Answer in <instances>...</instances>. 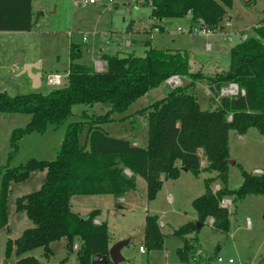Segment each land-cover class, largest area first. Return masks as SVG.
I'll use <instances>...</instances> for the list:
<instances>
[{"label": "trees", "instance_id": "trees-1", "mask_svg": "<svg viewBox=\"0 0 264 264\" xmlns=\"http://www.w3.org/2000/svg\"><path fill=\"white\" fill-rule=\"evenodd\" d=\"M233 0H143L139 5L151 8L157 20L191 17L193 26L209 31L221 28ZM32 26L31 0H0V31H29ZM143 56L127 53L122 56L102 54L106 62L103 71L78 63L80 52L71 44L69 64L64 84L50 86L46 93H23L9 96L0 91V113L27 114L29 121L12 131L9 160L19 151V141L30 134H44L49 129L65 126V133L54 159L30 158L17 166L4 167L0 187V228L7 225V195L12 182L25 180L33 171H45L39 189L17 198L16 209L24 211L34 226L25 229L15 240L6 242L5 257L14 250L16 264H41L25 255L42 248L43 256L51 255L49 244L65 239L67 253L73 251L74 241L78 264H91L94 254L107 255L109 235L105 222L94 220L100 211L94 209L84 216L70 209L74 195L110 194L122 197L136 187V176L146 183L147 200L155 199L164 180H175L185 170L197 176L215 172L204 179V192L191 201L201 225L212 218L211 227L227 231L228 210L220 206L225 197L237 201L248 195H264V170L255 174L241 170L242 181L236 189L227 187L229 132L245 134L255 128L264 136V17L251 28L245 39L230 47L229 67L225 72L204 76L189 69L190 53L182 50H158L149 46ZM179 76L186 80L170 88L164 97L153 100L136 113L146 115L148 136L145 147L133 145L128 139L109 135L102 124L113 121V114H122L137 99L158 88L168 78ZM205 81L214 96L222 87L236 84L235 96H219L213 109H202L191 89ZM107 106L104 114H89L87 107ZM85 108L74 116L72 107ZM228 115L231 119L228 120ZM123 119V118H122ZM85 131V143L79 135ZM204 165L201 166V160ZM179 162L180 167L177 165ZM214 182L219 184L213 190ZM196 222H186L171 235L181 238L176 250L180 262L187 261L195 247ZM165 235L158 218L146 214L142 226V244L146 250L161 249ZM110 264V263H108Z\"/></svg>", "mask_w": 264, "mask_h": 264}, {"label": "rangeland", "instance_id": "rangeland-1", "mask_svg": "<svg viewBox=\"0 0 264 264\" xmlns=\"http://www.w3.org/2000/svg\"><path fill=\"white\" fill-rule=\"evenodd\" d=\"M99 1L98 4L80 6L75 4V0H31L30 30L0 31V91H5L9 96L31 92L46 93L51 89L45 83V77L50 73L59 74L60 85L64 84L71 44L80 52L77 62L93 67L96 66V60L102 59V54L122 56L134 53L136 56H143L148 42L150 47L158 50L189 52V69L192 72L201 70L206 76L214 69L227 70L230 47L239 40L232 29L235 27L245 30L249 35L251 27L260 18L262 8L264 9L263 0V3L258 0L254 5H245L241 0H235L231 26L210 31L207 34L210 37L205 38V34L188 31L185 17L165 19L169 22L166 25L155 22V25L165 26L166 31L153 32L155 27L150 26L153 22L150 7L137 4V1L143 0ZM224 22L226 20L223 24ZM127 41L130 42V47L126 46ZM207 42H210L209 48L206 46ZM217 46L221 49H217ZM24 61L40 63V69L33 66L34 71L39 70L42 74V85L38 89L32 88V84L29 86L30 78L27 73H21L24 65L21 71L15 72V66H21ZM169 89V85L163 84L150 90L132 103L124 113L113 114V119L123 118L122 120L104 123L102 127L115 137L131 139L138 146L145 147L148 136L147 117L137 114L136 111L148 105L151 99L162 98ZM196 91L201 100V88ZM200 107L208 110L215 108L214 105L208 106L203 102ZM84 108L83 105L73 106L74 116L70 121L78 120L77 115ZM86 109L89 114L99 115L104 114L108 107L96 104ZM29 118L27 114L0 113V187L2 173L7 164L12 167L25 163L30 158L51 160L56 156L65 126L49 129L44 135L24 136L19 141V151L9 160L11 133L14 129L23 127ZM86 129L87 127L79 135L80 144L85 143ZM130 130L135 138H132ZM234 134L232 131L228 144L227 187L230 189H236L241 184L242 169L247 172H252L254 168L264 170V136L255 128H250L242 140L235 138ZM177 165L180 167L179 162ZM204 173L215 175V172ZM190 174L181 170L180 178L168 181L167 184L175 187L171 191L174 198L172 205H169L165 192L152 203L156 210L172 208L179 213L168 211L163 219L162 232L165 238L162 248L145 250L144 254L138 252V246L142 238L144 216L150 214L146 204L149 205L153 200L146 198V183L142 177L137 176L135 189L128 191L127 204L120 206L114 196L103 194L74 195L70 197L69 205L80 216L100 209L99 216L106 222L112 242H117L123 235L131 238L122 249L124 260L118 264H186L179 262L175 252L177 247L183 245L181 238L169 233L185 223L187 215L194 214L191 200L203 191V176L195 179ZM187 176L201 188L198 194L189 189ZM44 179L45 171H33L25 180L10 183L6 203L7 225L0 228V264H16L14 250L5 257L6 242L15 240L25 229L34 226L24 211L16 209L17 198L39 189ZM225 198L231 201L227 209L228 230L216 231L207 222L203 224V228L197 232L198 245L189 252L187 264H217V257L224 261L232 258L242 264H264V195H248L237 201H232V197ZM247 219L250 221L249 228L246 225ZM74 243L79 246L80 241L76 239ZM49 247L52 253L48 258L43 256L42 248L33 249L25 255L35 257L41 264H78L75 249L67 253L64 238L52 241Z\"/></svg>", "mask_w": 264, "mask_h": 264}, {"label": "crops", "instance_id": "crops-1", "mask_svg": "<svg viewBox=\"0 0 264 264\" xmlns=\"http://www.w3.org/2000/svg\"><path fill=\"white\" fill-rule=\"evenodd\" d=\"M245 5H254V4H256V1H258V0H241ZM264 1V0H263ZM260 2H262V0H260ZM263 3V2H262ZM234 4H235V0H233V3H232V7H231V9H229V11H228V13H227V15L224 17V19H223V21L224 20H226V22H224V24H223V21H222V23H221V27H223V26H228V25H230L231 24V18H232V14H233V7H234ZM150 13H151V8H150ZM264 17V9L262 8V11H261V14H260V18L258 19V21L252 26V27H254V26H256L257 24H258V22L262 19ZM152 18V17H151ZM186 18V21H187V25H188V28L187 29H189L190 27H192L194 24H193V22L191 21V17L188 15V16H186L185 17ZM153 22L150 24V26L151 27H155V29H154V31L153 32H159V33H162V32H165L166 31V28H165V26H163V27H160V26H158V25H155V22H159V24L160 23H165V25L166 24H168L169 22L168 21H166L165 19H161V20H157V19H154V18H152L151 19ZM229 21V22H228ZM231 26V25H230ZM251 27V28H252ZM233 30V33L236 35L237 34V37H238V39H240L241 38V35H246L247 36V34H246V32H245V30H240V29H237V28H233L232 29ZM205 38H207V37H210V36H208V35H206V36H204ZM205 41H207V40H205ZM129 44V45H128ZM206 44H210V42H207ZM234 44V43H233ZM126 46L127 47H130V42H126ZM232 46V45H231ZM218 48L217 49H221V47H219V46H217ZM190 51V50H189ZM27 63H30V62H28V61H24L23 62V64L21 65V66H15V72H17V71H21L22 70V66L24 65H26ZM95 63H96V66L94 67L95 68V70H97V71H103L104 69H105V67H106V62L104 61V60H96L95 61ZM37 66H38V68L40 69V63L39 62H37ZM68 68V67H67ZM38 72H40L39 70H37ZM200 72H201V70H199ZM222 71V69H214V71H212V73H210L209 75L208 74H206V76H212V75H214L215 73H218V72H221ZM226 70H223L222 72H225ZM32 72H36V71H34V69H32ZM21 73H23V71H21ZM202 73V72H201ZM50 74H55V75H59V74H57V73H50ZM204 74V73H203ZM40 75H41V77H40V81H38L36 84L35 83H33L32 82V80L30 79V84H29V86L31 85L32 86V88H34V89H38L41 85H42V74H41V72H40ZM60 76V75H59ZM181 78V77H180ZM182 79V78H181ZM60 83H61V76H60ZM163 84H166V82H164V83H162L161 85H163ZM47 85V84H46ZM166 85H168V84H166ZM47 86H51V85H47ZM54 86H56V85H54ZM201 88V91L200 92H202V99L200 100V97H199V95L196 93L197 91V89L198 88ZM171 88V87H170ZM192 90V93L196 96V98H197V100H198V103H199V105L201 104V102H203V103H205V104H207L208 106H212V105H214V107H216L217 105H218V101H219V97L218 96H214L211 92H210V90L208 89V87H207V85H206V83H205V81H203V80H201V81H198V82H196V84H195V86L191 89ZM169 91V90H168ZM168 91H166V93L168 92ZM165 93V94H166ZM165 96V95H164ZM163 96V97H164ZM153 100H156V99H151V101H153ZM150 101V102H151ZM135 102V101H134ZM133 102V103H134ZM149 102V103H150ZM149 105V104H148ZM148 105H146V106H148ZM146 106H144V107H146ZM130 107V106H129ZM143 107V108H144ZM140 110V109H139ZM137 112V111H136ZM113 116V115H112ZM111 116V117H112ZM120 116H122V115H120ZM112 119H113V117H112ZM118 120H122V118H115V119H113V121H118ZM103 128V127H102ZM104 129V128H103ZM105 130V129H104ZM249 130V129H248ZM247 130V131H248ZM49 131V130H48ZM107 133H108V131L107 130H105ZM247 131H246V133H247ZM130 132H131V136H132V138H135V134L130 130ZM232 133V131H230L229 132V137H228V144H229V140H230V134ZM246 133L245 134H237V133H235L234 134V136H235V138H237V139H243L244 138V136L246 135ZM45 134V133H44ZM44 134H38V135H44ZM109 135H111L110 133H108ZM31 135V134H30ZM111 136H113V137H115L114 135H111ZM117 138H120V137H117ZM128 140H130L131 142H132V144L133 145H137V143H136V141H132L131 139H128ZM138 146V145H137ZM228 153H229V146H228ZM204 165V160L202 159L201 160V166H203ZM256 169H260V168H254L253 169V171L252 172H254V170H256ZM260 170H262V169H260ZM188 172V171H187ZM188 173H190V172H188ZM187 175V174H186ZM191 175V177H193V178H195V179H198V177L201 175V176H203V178L205 179V178H207V177H214L215 175H216V173H215V175H205V173L204 172H201V173H199L197 176H194V175H192V174H190ZM181 176V175H180ZM189 176H187V180H188V186H189V189L192 191V192H196V194H198V192L201 190V188L199 187V185L197 184V182H194L193 180H191L190 178H188ZM178 178H180V177H178ZM137 181H138V177L136 176V183H137ZM168 181L169 180H164L163 181V184H162V187H161V189H160V191L157 193V195H156V197H155V199H153V201H151V203L149 204V205H151V206H149L148 204H146V207H147V211H149L150 212V214L149 215H155V216H157V218H158V224H159V227H160V230H161V232H162V229L164 228V224H163V219L166 217V214L168 213V211L170 212L171 211V213H179V211L178 210H175V209H172V208H170V209H168V210H162V211H159V210H156L153 206H152V203H154L155 201H156V199H157V197H159V195H161V193H164L165 192V194H166V198H167V201H168V203H169V205H172L173 204V202H174V198H173V195L171 194V191H172V189L174 190V186H173V184H167L168 183ZM217 187L219 188V184L217 183V182H214L213 183V185H212V189L215 191L216 189H217ZM130 192V191H129ZM129 192H127V193H125L122 197H120V198H116V202H117V204H120V206L122 205V204H127L128 202H129V198H128V193ZM204 192V184H203V191L201 192V194ZM200 194V195H201ZM199 196V195H198ZM246 197V196H245ZM195 198V197H194ZM193 198V199H194ZM71 199V198H70ZM192 199V200H193ZM191 200V201H192ZM119 208H123V207H119ZM70 209H71V207H70ZM145 209V208H144ZM99 211H100V209H98ZM194 210V209H193ZM92 211V210H91ZM74 213H76V214H80L79 212H74ZM100 214V213H99ZM148 214V213H147ZM145 217V216H144ZM188 218V219H187ZM187 218H186V221H185V223L186 222H196V220H197V214H196V212H194V214L193 215H187ZM101 222H105L104 221V219L102 218V217H100L99 215L96 217V219L94 220V223H96V224H99V223H101ZM143 222H144V219H143ZM207 222V224H208V226L209 227H211V225H212V222H213V219L212 218H207L205 221H204V223L203 224H205ZM106 223V222H105ZM185 223H182V224H185ZM143 224V223H142ZM181 224V225H182ZM203 224L201 225V229L203 228ZM181 225H179L178 227H176L175 229H173L172 230V232L174 231V230H176V229H178ZM212 228V227H211ZM201 229H198V231L199 230H201ZM172 232H170L169 234H171ZM163 233V232H162ZM196 236L197 237V235H198V233H190V234H188V235H186V239L187 238H189V237H192V236ZM123 238H127V236H125V235H123L120 239H118L117 241H119V240H121V239H123ZM130 238V237H129ZM183 242V241H182ZM114 242H112L111 241V239L109 238V247L113 244ZM164 243V242H163ZM197 245H198V238H197V243L194 245V246H196L197 247ZM78 246V245H77ZM140 246H142L143 247V244H142V238H141V242H140V244H139V246H138V252L140 253V254H144L145 253V248H144V252H140L139 251V247ZM163 246V245H162ZM182 247V246H181ZM178 248H180V246L179 247H177L176 248V250L178 249ZM176 250H175V252H176ZM121 254H122V250H121ZM177 255V254H176ZM177 258H178V256H177ZM179 260V259H178ZM187 261H188V259H187ZM187 261L186 262H184V263H186L187 264ZM180 262V261H179ZM180 263H182V262H180Z\"/></svg>", "mask_w": 264, "mask_h": 264}, {"label": "built area", "instance_id": "built-area-1", "mask_svg": "<svg viewBox=\"0 0 264 264\" xmlns=\"http://www.w3.org/2000/svg\"><path fill=\"white\" fill-rule=\"evenodd\" d=\"M99 2H100L99 0H75V4L76 5H80V6L98 4ZM188 31L192 32V33H197V34L201 33V34H205V35H207L210 32L208 29H206L203 26H192V27H190L188 29ZM241 38L245 39L246 35H241ZM206 46H207V48H209L210 45L206 44ZM165 82L171 88H174V87L182 84L181 78L179 76H172V77L168 78ZM45 83L47 85H51V86L59 85L60 84V76L59 75H55V74H48L45 77ZM239 92H241L243 94V91L242 90L239 91V89H238L236 84L231 83V84H228V85H226V86L221 88L219 96H235ZM227 119L230 120L231 119V115H228ZM262 172H263V170L256 169V170H254L253 173L261 174ZM216 190H218V187H217ZM230 205H231V201L229 199H227V198H223L220 201V206L223 207V208L228 209V207ZM246 225H247L248 228L250 227L249 219L246 220ZM77 247L78 246L76 244L73 246L74 249H77ZM139 251L140 252H144V248L142 246H140L139 247ZM216 262H217V264H242V263L235 262L232 258H228L227 260L224 261L221 257H217L216 258Z\"/></svg>", "mask_w": 264, "mask_h": 264}, {"label": "water", "instance_id": "water-1", "mask_svg": "<svg viewBox=\"0 0 264 264\" xmlns=\"http://www.w3.org/2000/svg\"><path fill=\"white\" fill-rule=\"evenodd\" d=\"M33 66L36 67L37 63H34V64L27 63L24 66L23 73H27L29 78L32 80V82L36 84L38 81H40L41 75H40V72H38V71L32 72ZM181 82L186 84L187 81L181 79ZM196 228L200 229L201 224L196 222ZM130 240H131V238H125V239H122V240L115 242L114 244H112L108 248L107 255H100V254L92 255L90 263L91 264H108V263L118 264V263H121L124 260L122 254H121V250L123 249L124 246H126L130 242Z\"/></svg>", "mask_w": 264, "mask_h": 264}]
</instances>
